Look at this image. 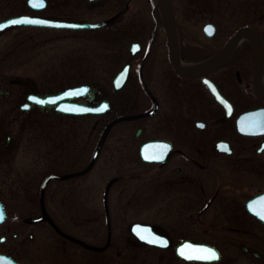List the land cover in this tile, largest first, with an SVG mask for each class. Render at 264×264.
Masks as SVG:
<instances>
[{
  "label": "flooded vegetation",
  "instance_id": "flooded-vegetation-1",
  "mask_svg": "<svg viewBox=\"0 0 264 264\" xmlns=\"http://www.w3.org/2000/svg\"><path fill=\"white\" fill-rule=\"evenodd\" d=\"M81 1L89 9L110 11L107 15L99 12L102 16L95 21L111 20L95 28L114 39L108 55L116 70L110 81L41 88L31 78L10 76L0 86V201L6 215L0 227L8 224L0 230V244L9 241V233L22 241L26 232L31 240L52 239L53 256H63L66 264H135L140 257L137 249L155 253L153 262L158 264H215L185 260L176 246L192 239L219 247L206 235L224 231L221 236L230 249L232 264H264V219L249 207L253 198L264 194V131H258L264 127V95L257 91L264 92V0H171L173 46L159 0H145L144 14L134 8V0ZM71 3L45 0L41 9L29 7L25 13L85 20L73 16ZM175 61L187 69L209 65L198 74L185 75ZM125 68L128 77L123 82L117 77ZM0 70L5 69L1 66ZM80 84L89 89L73 100L98 106L97 112L64 113L57 109V102L50 101L49 96ZM253 111V116L242 118ZM123 115L132 117L109 125ZM57 116L69 123L73 118H96L93 128L100 133L89 159L81 126H61L55 122ZM239 122L251 131H243ZM120 124L128 127L117 131ZM149 141L156 143L142 153ZM110 142L108 151L116 154L109 155H116V165L130 168L106 179L101 206L92 210L82 204L70 206L74 212L59 217L56 212L65 208V202L57 201L60 190L56 186L50 192L49 184L55 180L72 183L86 175ZM51 173L67 176L54 177L43 188ZM67 188V198H73L74 187ZM7 196L25 199L32 212L24 215L16 207V215L10 217ZM115 197L116 204L112 203ZM78 198H83L82 192ZM141 201L149 212L127 225L124 220L133 213L130 206ZM253 207L264 210V201L257 200ZM151 209L158 215L175 214L176 223L166 226L161 217L151 216ZM179 214L197 235L179 240ZM137 222L151 224L169 236L170 245L141 240L132 230ZM28 224L37 226L34 232L27 229Z\"/></svg>",
  "mask_w": 264,
  "mask_h": 264
},
{
  "label": "rangeland",
  "instance_id": "rangeland-1",
  "mask_svg": "<svg viewBox=\"0 0 264 264\" xmlns=\"http://www.w3.org/2000/svg\"><path fill=\"white\" fill-rule=\"evenodd\" d=\"M85 4L81 0H72L69 8L75 11V15L73 16L95 21L102 15H107L110 12H104V10L98 8L89 9ZM133 4L134 8L140 10V14L145 13V0H134ZM29 9L27 0H0V20L11 15L25 13L26 11H30ZM47 9L44 12H47ZM101 11L104 12L102 15L99 13ZM104 31L99 28L68 30H53L33 26H15L8 28L0 34V67L3 66L5 69L4 71L0 70V86H5L7 78L10 76L31 78L41 88L54 85L56 87L67 86L77 82L94 83L100 81V79L107 78L110 81L116 69L111 65V56L108 54H110L111 48L115 46V41L111 37H106L103 34ZM36 41L38 43H35ZM2 80H5V82L3 81L1 83ZM55 122L61 126H70L72 128H79L81 126L79 129H82L83 133L81 134L82 142L84 137H86L87 158L89 159L100 133L99 130L93 128L96 125V118L93 116L73 118L69 123V120L66 119L59 121V116H57L55 117ZM127 125L120 124L116 129L120 131V129L128 127ZM111 142L109 143L110 148H106L103 151L100 160L96 162L94 167L86 175L72 180L74 181L72 183L69 180H55L49 184L48 190L50 192L56 186L60 190L57 193V201L59 203L62 201L65 202V208L61 206V209L59 208L56 212L59 217L65 213L74 212L73 210H69L70 206L79 207L82 204L81 206H85L91 210L92 208L101 206V190L106 179L111 175L125 172L130 168L126 167L127 170H125V168H119L116 165V155L113 158L110 156L116 153H110L108 151L111 149ZM77 145L79 147L78 143ZM108 159L111 161H108ZM22 164L18 163L19 166H22ZM70 184L74 187V190L72 189L74 191L73 198H67L69 196L68 192L70 191L67 187ZM116 190H119V188L116 187ZM80 192L83 195L82 199L78 198ZM48 199L50 206H53L52 198ZM116 199V197L113 198L112 203L116 204ZM7 202L11 208L10 217L16 215V207H19V213L24 215L30 214L32 210V205L25 203V199L21 200L7 196ZM129 210H131L130 213H133L128 214L127 219L124 220L127 225L133 220L144 218L146 215L144 212H149L145 208L143 201L130 206ZM150 212L153 217H161L163 219L161 222L166 223L168 227H170L171 223H176L175 214L158 215L156 214L158 211L154 209H151ZM183 218L184 215L179 214V240L182 236L197 235L189 221L183 223ZM9 221L11 222L12 220ZM116 222L118 221L116 220ZM6 227H8L7 223L2 225L0 230ZM36 228L37 226L35 225L28 224L27 226V229L33 230V232ZM223 232H216V235L209 234L206 236L211 239L210 242L218 244L224 254L221 260L215 264H232L234 261L231 260L230 249L224 244V237L221 236ZM42 237L31 240L25 232V237L21 236L24 240L21 241L20 239L13 238L11 233H9V241L6 244H0V250L10 251L15 258L26 264H66V259L61 258L63 256H59L58 254H56L57 257L53 256L52 252L56 249L53 240L50 238L43 239ZM177 237L175 236L176 239ZM14 245H17V248H13ZM9 248L13 251L9 250ZM136 253H139L140 257L138 256L136 258L135 264H158L153 262L156 259L155 253L152 254L150 252L151 254H146L145 250L143 252L139 250L138 252V249ZM143 256H146V258H143ZM115 264L129 263L128 261H116ZM179 264L194 263L179 262Z\"/></svg>",
  "mask_w": 264,
  "mask_h": 264
},
{
  "label": "water",
  "instance_id": "water-1",
  "mask_svg": "<svg viewBox=\"0 0 264 264\" xmlns=\"http://www.w3.org/2000/svg\"><path fill=\"white\" fill-rule=\"evenodd\" d=\"M38 2H39V0H37V3ZM159 2H160V6H161L162 16H163L164 21H165V24H166V29H167V33H168V36H169V40L171 42V45L173 46L174 45V42H175V22H174V15H173V9H172V5H171V0H159ZM28 3L32 7H37L38 8V7H42L43 6V4H42V6H36L33 3H30L29 0H28ZM20 17H36V18H40V19H43V20L54 21V22H58V23H32V22H27V21L21 22V23H12V24H7L3 28H0V33L2 31H4L5 29H7V28H9L11 26H15V25H47V26H55V27L82 28V27H97V26H101V25H104L105 23H107V22H109L111 20V19L110 20H102V21H97V22L68 21V20L52 19V18H49V17H44V16H40V15H35V14H18V15L9 16V17L1 20L0 23L5 22V21H8V20H16V19H18ZM175 63H176V66L178 68V71H180V73L185 74V75H195V74H198V73H200L202 71V67H205V66H208L209 65V62H206L204 65H202L200 67H196L194 69H187V68L181 67L177 61H175ZM127 75H128V70H126V68H125V69H123L120 72V74H119V76L117 78H120L121 81L124 82L127 79V77H128ZM208 82H209V80H208ZM121 84H122V82L119 83L118 86H120ZM210 86L215 91L217 98L219 100H221L222 102H224L223 95L221 93L217 92V90L214 88V85L213 84L210 83ZM85 89L86 90L89 89V86H87V85H76V86L69 87V88L64 89L63 91H61L59 93H56V94H54L52 96H49V97H52V98H57L58 97V99H51L50 101L57 102V109L59 111H61V112H64V113L97 112L98 111V106H91V105H87V104H84V103H79V102L73 100L76 96H79V95L83 94L86 91ZM257 91H258L259 94L264 95V92L260 88H257ZM65 93H72V94H67L66 95ZM79 109H83V110H79ZM254 113H255V111L249 112L247 114H244L242 116V118L243 117L246 118V117L253 116ZM131 117L132 116H129V115L119 116V117L111 120V122L109 123V125H112L116 121L123 120V119H128V118H131ZM262 122H263L262 125H264V120ZM239 125H240V128L243 131H245L244 130L245 128H248L249 127L247 125H243L242 126L241 122H239ZM250 131L251 130H249V132ZM258 131H260V130H258ZM102 142H103V140H101L100 143L98 144V146L96 148V152H98V150L100 149V147L102 145ZM153 143H156V142L155 141H150V142L146 143L143 146V150L142 151H144L146 147H148L149 145H151ZM66 176H67L66 174L51 173L45 179V181L43 183V188L45 187V185L47 184V182L50 179H52L54 177L64 178ZM260 197H264V194L258 195L257 197H255L254 199H252L250 201V202H253V205L252 206H254V203L257 200H259ZM1 206L2 205L0 204V208H2ZM43 216L44 215H42L40 218H42ZM258 216L261 217L260 215H258ZM3 217H4V211H3ZM3 217L0 218V220H2ZM262 219H264V218H262ZM137 225L147 226L148 228L151 229V233H153L154 235L153 236H150V239L149 240L144 239L143 236L140 234V232L137 231V229H136V226ZM133 231L142 240L151 242V240H154L157 237H161L164 240H167V244L166 245L165 244H158V243H154V244L160 245V246H163V247H166V246L170 245L169 244L170 243L169 236H167V235H161L160 233H158L154 229L153 225H151V224L135 223L133 225ZM144 234L145 235H148L147 233H144ZM185 242H191L192 244H206V245L212 246V247H214L215 249L218 250V252L220 253L219 259L221 258V252L214 245H211V244H208V243H202V242L194 241V240H191V239H185V240L179 242V244L176 246L177 254L179 256H181L182 258L187 259L185 256H183V255L180 254V252L178 251V248L182 244H184ZM151 243H153V242H151ZM187 260H199V261H207V262L218 261V260H200V259H187ZM0 264H23V263L15 260L12 256H10L8 254L1 253L0 252Z\"/></svg>",
  "mask_w": 264,
  "mask_h": 264
},
{
  "label": "snow or ice",
  "instance_id": "snow-or-ice-1",
  "mask_svg": "<svg viewBox=\"0 0 264 264\" xmlns=\"http://www.w3.org/2000/svg\"><path fill=\"white\" fill-rule=\"evenodd\" d=\"M29 2L33 3L36 6H42L43 4V0H39V3H37V0H29ZM25 21L32 22V23H58L54 21L43 20V19L36 18V17H20L16 20H8V21L0 23V28L5 27L7 24L21 23ZM209 28H211V26H209ZM65 94L67 95V94H72V93H65ZM32 99L40 101V98L36 96H33ZM49 99L50 100L58 99V97L57 98L49 97ZM40 102L43 103L44 101H40ZM24 106L27 107V105H24ZM79 110H83V109H79ZM244 130L249 131L251 129L245 128ZM259 130L264 131V127H260ZM259 199L261 201H264V197H260ZM252 205H253V202H249V207L252 208L254 212H257V214L260 215L261 218H264V210L257 211V209L254 208ZM2 217H3V209L0 208V218ZM136 229L138 232H140V234L143 236L144 239L146 240L150 239L149 235L144 234V233H150L151 232L150 228H148L147 226L137 225ZM151 242L158 243V244H165V245L167 244V241L161 237H157L156 239L151 240ZM178 251L180 252L181 255L185 256L187 259L218 260L220 257V253L218 252L217 249H215L212 246L206 245V244H192L191 242H185L178 248Z\"/></svg>",
  "mask_w": 264,
  "mask_h": 264
}]
</instances>
